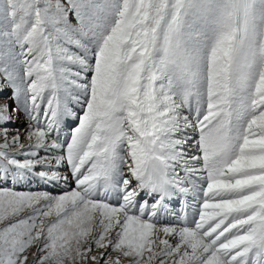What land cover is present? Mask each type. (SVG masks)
Here are the masks:
<instances>
[{"label": "snow or ice", "instance_id": "snow-or-ice-1", "mask_svg": "<svg viewBox=\"0 0 264 264\" xmlns=\"http://www.w3.org/2000/svg\"><path fill=\"white\" fill-rule=\"evenodd\" d=\"M0 264H264V0H0Z\"/></svg>", "mask_w": 264, "mask_h": 264}, {"label": "rangeland", "instance_id": "rangeland-1", "mask_svg": "<svg viewBox=\"0 0 264 264\" xmlns=\"http://www.w3.org/2000/svg\"><path fill=\"white\" fill-rule=\"evenodd\" d=\"M38 188H42V186L41 185H37V184L32 185V190H36ZM22 190H26V189L22 188Z\"/></svg>", "mask_w": 264, "mask_h": 264}]
</instances>
